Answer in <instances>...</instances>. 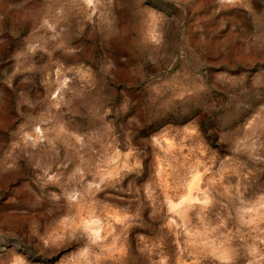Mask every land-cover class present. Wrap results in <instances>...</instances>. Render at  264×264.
<instances>
[{
	"label": "clouds",
	"instance_id": "clouds-1",
	"mask_svg": "<svg viewBox=\"0 0 264 264\" xmlns=\"http://www.w3.org/2000/svg\"><path fill=\"white\" fill-rule=\"evenodd\" d=\"M0 264H264V0H0Z\"/></svg>",
	"mask_w": 264,
	"mask_h": 264
}]
</instances>
